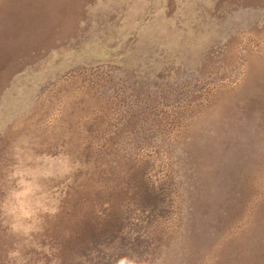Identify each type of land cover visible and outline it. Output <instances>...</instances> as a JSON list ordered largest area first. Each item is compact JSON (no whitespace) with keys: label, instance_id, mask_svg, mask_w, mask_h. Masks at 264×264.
Segmentation results:
<instances>
[{"label":"rangeland","instance_id":"rangeland-1","mask_svg":"<svg viewBox=\"0 0 264 264\" xmlns=\"http://www.w3.org/2000/svg\"><path fill=\"white\" fill-rule=\"evenodd\" d=\"M264 264V0H0V264Z\"/></svg>","mask_w":264,"mask_h":264},{"label":"clouds","instance_id":"clouds-1","mask_svg":"<svg viewBox=\"0 0 264 264\" xmlns=\"http://www.w3.org/2000/svg\"><path fill=\"white\" fill-rule=\"evenodd\" d=\"M122 264H123V262H122Z\"/></svg>","mask_w":264,"mask_h":264}]
</instances>
